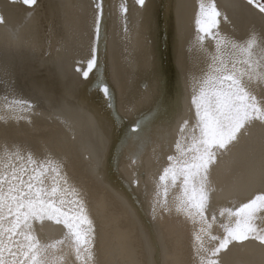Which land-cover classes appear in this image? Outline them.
<instances>
[{"label":"bare ground","instance_id":"bare-ground-1","mask_svg":"<svg viewBox=\"0 0 264 264\" xmlns=\"http://www.w3.org/2000/svg\"><path fill=\"white\" fill-rule=\"evenodd\" d=\"M213 2L220 12L213 33L237 42L255 33L264 43L260 0H0V157L6 148L59 165L93 221L94 264H264V243L251 237L208 256L228 214L217 212L200 232L202 222L175 210L180 180L169 181L166 206L156 203L167 157L178 155L177 139L187 145L197 122L192 100L216 40L198 41L196 19L200 4ZM250 88L264 105V84ZM215 151L208 177L219 211L264 190V122L253 120ZM33 229L42 243L62 238L47 220ZM50 251L64 254L58 264H80L68 240Z\"/></svg>","mask_w":264,"mask_h":264},{"label":"snow or ice","instance_id":"snow-or-ice-1","mask_svg":"<svg viewBox=\"0 0 264 264\" xmlns=\"http://www.w3.org/2000/svg\"><path fill=\"white\" fill-rule=\"evenodd\" d=\"M35 2L23 0L26 5ZM137 2L144 5L145 0ZM258 7L264 12V4ZM219 16L214 2L207 6L200 4L196 25L203 35L197 39L201 44L205 36L215 39L216 49L209 53L208 70L198 82V91L193 96L197 122L187 138V145L177 139L178 155L167 157L172 163L163 168L158 177L157 197L163 198L156 201L166 206L169 181L174 187L180 180L181 191L176 198L175 210L194 223L202 222L200 232L211 228L208 220L218 219L217 212L219 216L227 212L229 222L222 225L225 234L219 245L210 251L204 250L210 257L217 256L232 241H245L251 237L264 243V229L257 223L264 221V190H257L250 198L233 197L229 201L230 207L219 211L214 189L209 186V166L216 161L215 150L226 149L253 120L264 122V105L250 88L253 83L264 84V43L255 33L243 42L213 33L212 29L218 28ZM0 22H3L2 16ZM96 66L95 58L89 60L84 77L87 78ZM95 87L106 98L111 96L103 81L97 79ZM14 103L27 105L28 101L16 100ZM180 132H184V126ZM45 220L60 226L61 239L42 243L35 235L33 222ZM44 238L48 239L47 234ZM94 239V224L85 202L78 190L69 184L66 175H61L59 165L50 160L38 163L31 152L25 158L19 150L10 153L5 148L4 157H0V264H58L65 258L64 254L57 255L50 250L58 249L65 240L70 241L71 252L80 264H94ZM195 239L200 241L201 236L197 234ZM200 250H203L202 243ZM204 259L202 255L201 260ZM207 264L218 262L209 258Z\"/></svg>","mask_w":264,"mask_h":264},{"label":"rangeland","instance_id":"rangeland-1","mask_svg":"<svg viewBox=\"0 0 264 264\" xmlns=\"http://www.w3.org/2000/svg\"><path fill=\"white\" fill-rule=\"evenodd\" d=\"M260 1L264 3V0H260ZM161 2H162V0H161ZM157 5H158V1H157Z\"/></svg>","mask_w":264,"mask_h":264}]
</instances>
